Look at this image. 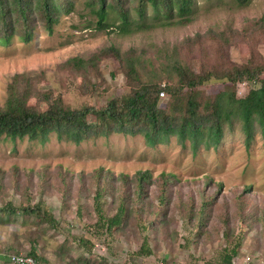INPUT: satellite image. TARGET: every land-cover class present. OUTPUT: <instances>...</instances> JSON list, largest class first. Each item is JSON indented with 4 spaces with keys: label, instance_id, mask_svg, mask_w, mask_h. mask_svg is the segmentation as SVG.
Wrapping results in <instances>:
<instances>
[{
    "label": "rangeland",
    "instance_id": "rangeland-1",
    "mask_svg": "<svg viewBox=\"0 0 264 264\" xmlns=\"http://www.w3.org/2000/svg\"><path fill=\"white\" fill-rule=\"evenodd\" d=\"M69 1L72 6L60 15L53 33L46 31L39 22L31 42L25 43L16 37L9 45H0L1 105L6 102L13 76L31 74L41 90L62 96L74 109L85 105L104 108L111 99L121 97L129 88L122 73L123 64L112 56H101V51L114 47L123 54L142 55L145 69L140 68L139 72L143 79L164 82L168 75L167 65H172L178 56L200 72L202 64L206 65L203 57L210 56L212 33L227 27L246 29L264 14V0H250L244 8L238 7L237 0H182L191 7L187 17L192 22L186 26L158 27L122 35L117 12L109 9L106 22L115 26L103 30L98 26L97 0ZM107 1L112 3V0ZM179 2L173 0L175 13ZM154 16V8L148 5L143 22L152 23ZM138 17L131 8V18ZM196 36L200 38L193 40ZM179 50L180 55L177 54ZM259 50L264 58V45ZM93 56L100 59L95 67L89 66L87 84L82 76H74L72 70L64 67L70 59L89 60ZM224 56L241 65L249 59L250 53L247 46L239 44L233 45ZM204 88L209 94L231 91L229 85L217 80ZM248 89L247 85H239L237 96L245 97ZM30 104L42 111L46 108L35 97L31 98ZM88 120L90 124L100 123L96 115L89 116ZM148 140L146 134L120 133L93 136L80 144L74 143L69 136L54 134L44 142L0 139V208L10 202L16 207L43 202L59 225L58 228L47 224L39 227L38 222L29 217L17 215L8 221L1 214L0 263H6L8 253H28L34 245L51 264H102L101 261L107 264H160L163 258L188 264L192 259L200 262L216 260L227 244L218 229L222 228V219L228 213L234 233L242 235L237 258L241 260L249 255L255 264H264L261 226L258 222L251 228L240 223L234 202L242 189L251 186V200L246 207L250 205L256 210L264 207L261 136L256 135L248 146L245 134L236 125L234 131L226 132L217 148L200 146L196 152L190 141L182 144L176 137L157 146L148 145ZM101 170L105 174L102 184L109 191L117 185L121 175L134 177L139 172H148L157 184L162 175H175L176 182L171 186L172 201L155 217L154 227L144 231L132 216L128 226H122V231L114 235L97 238L88 232V227H93L97 220L90 217L94 214L86 208L92 206L89 194H94L95 176ZM63 174L68 175L67 182L72 181L71 186H63ZM220 185L222 191L218 202L212 203L206 212L204 234L196 238L197 243H189L188 236L194 237V231L190 230L189 218L184 212L190 210L198 214L202 197L213 199ZM147 193V203L158 206L157 186L149 185ZM113 209L109 199L106 214L114 215ZM161 223L165 228L159 231ZM146 235L152 240V254L136 257L134 253L141 248ZM84 242L92 245L91 251L83 248Z\"/></svg>",
    "mask_w": 264,
    "mask_h": 264
},
{
    "label": "trees",
    "instance_id": "trees-1",
    "mask_svg": "<svg viewBox=\"0 0 264 264\" xmlns=\"http://www.w3.org/2000/svg\"><path fill=\"white\" fill-rule=\"evenodd\" d=\"M97 1L100 29L107 30L115 26L106 22L111 9L117 12L121 19L118 28L122 35L158 27L186 26L192 22V19L187 17L191 7L182 0L177 4L176 13L174 12L176 4L173 0H112V3H108L107 0ZM237 2L239 8H244L250 0ZM148 5L154 8L156 14L150 24L143 22L146 19ZM71 6L69 0H0V45H9L16 37L25 43L31 42L37 24L40 23L46 31L53 33L60 15L68 12ZM131 8L139 16L138 19L131 18ZM199 38L200 36H196L193 40ZM239 44L247 46L250 53L249 59L241 65L224 56L233 45ZM261 45H264V14L252 21L246 29L234 30L227 27L212 33L210 56L203 57L207 68L202 64L200 72H196L190 63L178 56L172 65H167L168 75L164 82L143 79L139 72L145 69L142 55L123 54L114 47L103 50L101 56H112L123 64L121 69L129 88L121 97L111 99L104 108L85 105L74 109L62 96L41 90L31 74H16L8 85L6 102L0 104V139L44 142L54 134L58 137L69 136L74 143L80 144L93 136H108L110 133L146 134L149 136L150 146L163 144L176 137L182 144L190 141L196 152L200 146L207 149L217 148L226 132L234 131L237 125L245 134L248 146L256 135L261 136L264 145V58L259 50ZM177 54H181L180 50ZM99 59L97 56L89 60L76 57L67 61L64 67L72 70L74 76H82L84 84H87L88 72L91 70L89 66L95 67ZM214 80L226 83L231 87V91L207 93L204 87ZM241 84L249 86V89L245 97L239 98L236 90ZM162 93L164 97H161ZM32 97L37 98L46 108L42 111L32 106L30 104ZM91 115L98 116L100 123L90 124L88 118ZM104 175V171L101 170L95 176L97 178L93 183L95 191L94 194H89L92 206L86 208L94 214L90 217L97 220L93 227H88V232L94 237H108L122 231V226L127 227L132 216L135 223L147 231L154 227L155 217L172 201L171 186L176 182L173 174L162 175L159 184L153 181L148 172H139L134 177L121 175L117 185L110 191L102 184ZM67 176L61 175L63 186L72 185V181L67 182ZM149 185L157 186L158 206L147 203ZM219 188L213 199L202 197L198 214H193L190 210L184 212L189 218L190 230L194 231V237L188 236L189 243H197L196 238L204 234L203 228L207 224L206 212L212 203L218 202L222 186ZM251 195L252 187L248 186L234 197L237 208L235 214L240 223L250 228L253 223L258 222L264 236V207L262 210H256L250 205L246 207ZM109 199L115 210L112 216L106 214L105 210ZM149 201L153 203L152 200ZM1 214L8 221L21 215L37 221L39 227L45 224L54 228L59 226L53 213L43 202L35 205L22 204L18 207L10 202L0 208ZM222 222L223 226L218 231L227 239V244L221 250L219 259H203L201 262L192 259L190 262L233 264L242 247V235L234 233L228 213L224 214ZM164 228L161 223L158 230ZM151 242L150 237L146 235L141 248L134 255L136 257L151 255L153 251ZM82 246L89 251L92 249L89 242H84ZM23 254L33 257L39 264H51L44 254L38 252L36 245L31 251ZM161 260L165 264L181 262L165 258ZM5 261L8 263L9 259L6 258ZM101 262L107 264L105 261Z\"/></svg>",
    "mask_w": 264,
    "mask_h": 264
},
{
    "label": "built area",
    "instance_id": "built-area-1",
    "mask_svg": "<svg viewBox=\"0 0 264 264\" xmlns=\"http://www.w3.org/2000/svg\"><path fill=\"white\" fill-rule=\"evenodd\" d=\"M162 97H164V93L161 94ZM9 264H39L33 257L27 256L23 253L19 254H11L8 256ZM160 264H165L161 262ZM188 264H197L195 262H189ZM233 264H255L252 257L245 256L241 260L236 258L233 262Z\"/></svg>",
    "mask_w": 264,
    "mask_h": 264
}]
</instances>
